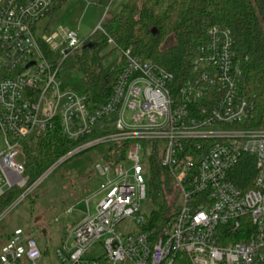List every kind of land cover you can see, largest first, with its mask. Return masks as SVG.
I'll use <instances>...</instances> for the list:
<instances>
[{
  "label": "built area",
  "instance_id": "2783aa9c",
  "mask_svg": "<svg viewBox=\"0 0 264 264\" xmlns=\"http://www.w3.org/2000/svg\"><path fill=\"white\" fill-rule=\"evenodd\" d=\"M58 2L0 0V198L13 188L23 190L20 200L27 198L59 163L31 183L22 149L29 135L58 124L82 150L100 144L127 146L125 159L97 165L103 179L95 195L100 201L95 214L70 228L63 248L67 260L264 264V129L244 126L254 102L241 94L243 72L232 31L209 28L191 77L182 84L163 67L122 51L114 89L94 107L88 95L60 76L62 63L88 41H80L77 31L49 33V24L40 26ZM97 31L105 33L102 25ZM154 149L160 151V166L180 196L178 209L161 232L143 230L149 211L146 164ZM249 157L255 175L250 188L243 189L233 178ZM127 219L135 229L122 234L118 226ZM71 239L74 247L69 250ZM97 242L105 254L86 259ZM42 256L36 239L23 229H16L0 247V264H37Z\"/></svg>",
  "mask_w": 264,
  "mask_h": 264
},
{
  "label": "trees",
  "instance_id": "16d2710c",
  "mask_svg": "<svg viewBox=\"0 0 264 264\" xmlns=\"http://www.w3.org/2000/svg\"><path fill=\"white\" fill-rule=\"evenodd\" d=\"M67 1L59 0L50 16ZM213 26L228 28L233 34L243 72L241 94L254 102L252 116L244 126L264 129V0H128L117 15L104 19L105 33L97 31L92 35V41L86 44L92 43V48L72 53L60 71L67 68L81 73L80 79L70 81V85L79 94L88 95L94 107L110 97L123 66L122 51L125 50L163 67L175 75L177 84H182L191 77L192 62L201 46L207 43L208 30ZM110 40L115 48L106 51ZM116 50L121 55L114 58ZM45 52L56 58L50 51ZM80 144L69 141L58 124L25 138L22 149L25 174L30 182L40 178ZM126 147V144L111 146L104 154L105 161L117 163L125 159ZM160 159V151L154 149L146 164L149 211L143 227L157 232L174 215L180 201L175 183L162 170ZM248 159L236 169L233 178L243 189L250 188L255 175L254 161L252 157ZM22 193V189L13 188L0 198V216ZM12 235H7L5 241Z\"/></svg>",
  "mask_w": 264,
  "mask_h": 264
},
{
  "label": "rangeland",
  "instance_id": "374dc122",
  "mask_svg": "<svg viewBox=\"0 0 264 264\" xmlns=\"http://www.w3.org/2000/svg\"><path fill=\"white\" fill-rule=\"evenodd\" d=\"M126 2L128 0H98L97 3L92 0H68L58 6L56 12L40 26L49 24V33L60 28L77 31L80 41L90 42L104 19L117 15ZM114 48L115 45L110 43L106 51ZM120 55L116 50L113 57ZM60 76L66 85L73 88L70 81L74 82L82 75L78 70L62 68ZM142 145L141 157L145 161L147 144ZM79 146L56 164L31 196L22 200L17 198L12 203L0 222V247L7 235L13 234L16 229H23L26 234L36 239L43 253L37 264H73L67 260V254L63 250L64 242L70 228L77 221L96 212L100 196L95 195L103 180L96 167L105 162L104 154L111 147L109 144H100L82 150ZM125 168L130 166L126 164ZM134 229L131 219L124 220L118 226L122 234L133 232ZM73 247L74 240L71 239L68 248L72 250ZM60 251L63 256L59 255ZM104 254L103 244L97 242L85 258L95 260Z\"/></svg>",
  "mask_w": 264,
  "mask_h": 264
},
{
  "label": "water",
  "instance_id": "95a60500",
  "mask_svg": "<svg viewBox=\"0 0 264 264\" xmlns=\"http://www.w3.org/2000/svg\"><path fill=\"white\" fill-rule=\"evenodd\" d=\"M154 33H156V31H154ZM86 47H88V48H92V43H89L88 45H85V46L83 47V50L86 49Z\"/></svg>",
  "mask_w": 264,
  "mask_h": 264
},
{
  "label": "crops",
  "instance_id": "0c3cea01",
  "mask_svg": "<svg viewBox=\"0 0 264 264\" xmlns=\"http://www.w3.org/2000/svg\"><path fill=\"white\" fill-rule=\"evenodd\" d=\"M79 221H80V220H79ZM77 222H78V221H77ZM77 222H76V223H77ZM5 242H6V241H4L3 244H4Z\"/></svg>",
  "mask_w": 264,
  "mask_h": 264
}]
</instances>
